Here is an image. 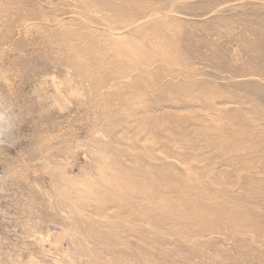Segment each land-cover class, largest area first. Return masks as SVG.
<instances>
[{
  "label": "rangeland",
  "instance_id": "obj_1",
  "mask_svg": "<svg viewBox=\"0 0 264 264\" xmlns=\"http://www.w3.org/2000/svg\"><path fill=\"white\" fill-rule=\"evenodd\" d=\"M0 264H264V0H0Z\"/></svg>",
  "mask_w": 264,
  "mask_h": 264
},
{
  "label": "clouds",
  "instance_id": "obj_2",
  "mask_svg": "<svg viewBox=\"0 0 264 264\" xmlns=\"http://www.w3.org/2000/svg\"><path fill=\"white\" fill-rule=\"evenodd\" d=\"M20 121L19 113L8 95L0 94V146L10 144L15 139V133ZM8 179V177H0Z\"/></svg>",
  "mask_w": 264,
  "mask_h": 264
}]
</instances>
